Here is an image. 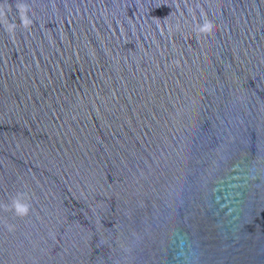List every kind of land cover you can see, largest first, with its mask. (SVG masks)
<instances>
[{"label":"water","instance_id":"water-1","mask_svg":"<svg viewBox=\"0 0 264 264\" xmlns=\"http://www.w3.org/2000/svg\"><path fill=\"white\" fill-rule=\"evenodd\" d=\"M0 264H264V0H0Z\"/></svg>","mask_w":264,"mask_h":264},{"label":"clouds","instance_id":"clouds-1","mask_svg":"<svg viewBox=\"0 0 264 264\" xmlns=\"http://www.w3.org/2000/svg\"><path fill=\"white\" fill-rule=\"evenodd\" d=\"M16 210H17L18 214H26L28 211V208L26 206H22V205L17 204Z\"/></svg>","mask_w":264,"mask_h":264}]
</instances>
